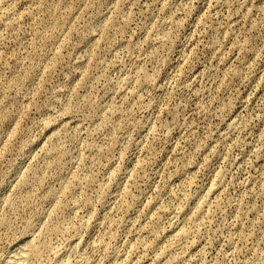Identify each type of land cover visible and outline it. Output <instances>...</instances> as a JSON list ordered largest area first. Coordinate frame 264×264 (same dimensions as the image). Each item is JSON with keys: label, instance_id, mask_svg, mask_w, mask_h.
Instances as JSON below:
<instances>
[{"label": "rangeland", "instance_id": "rangeland-1", "mask_svg": "<svg viewBox=\"0 0 264 264\" xmlns=\"http://www.w3.org/2000/svg\"><path fill=\"white\" fill-rule=\"evenodd\" d=\"M18 245L264 264V0H0V264Z\"/></svg>", "mask_w": 264, "mask_h": 264}, {"label": "bare ground", "instance_id": "bare-ground-1", "mask_svg": "<svg viewBox=\"0 0 264 264\" xmlns=\"http://www.w3.org/2000/svg\"><path fill=\"white\" fill-rule=\"evenodd\" d=\"M28 247L20 246L14 248L13 252L6 258L2 264H29L30 252ZM75 260V259H74ZM84 259L79 256L75 261H63L60 264H83Z\"/></svg>", "mask_w": 264, "mask_h": 264}]
</instances>
